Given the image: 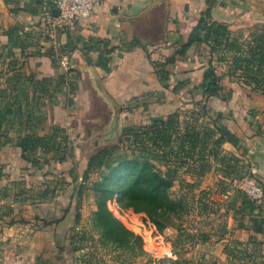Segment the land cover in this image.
Wrapping results in <instances>:
<instances>
[{
  "label": "crops",
  "instance_id": "crops-1",
  "mask_svg": "<svg viewBox=\"0 0 264 264\" xmlns=\"http://www.w3.org/2000/svg\"><path fill=\"white\" fill-rule=\"evenodd\" d=\"M207 1L102 0L94 16L61 29L51 24L57 15L53 0H0V57L5 56L0 83L4 88L15 84L9 79L18 75L28 85L48 79L43 108L47 120L38 127L42 136L59 126L70 136L87 137L86 125L99 122L91 114L98 104L127 119V124L166 117L185 101L203 99L202 95L193 98L191 91L208 71V45L192 48L174 64L166 62L188 42ZM211 17L227 24L234 34L239 23L264 19V0H217ZM162 67L169 69L166 78L159 73ZM231 88L227 86V91ZM208 102L218 108L217 116L224 123L228 139L224 147L245 154L254 176L264 185V126L258 124L262 114L249 112L264 108V97L234 92L229 102L219 97ZM19 130L15 127L0 141V188L29 167L18 146L20 133L27 129ZM225 197L228 223L223 226L228 234L218 240L252 254H240L242 264H264V203L256 204L236 192ZM45 204L29 199L21 205L29 223L16 217L12 223H0V264H79L69 237L73 223L30 221L37 206ZM16 206L12 203L13 210ZM208 236L207 241L214 237Z\"/></svg>",
  "mask_w": 264,
  "mask_h": 264
},
{
  "label": "rangeland",
  "instance_id": "rangeland-1",
  "mask_svg": "<svg viewBox=\"0 0 264 264\" xmlns=\"http://www.w3.org/2000/svg\"><path fill=\"white\" fill-rule=\"evenodd\" d=\"M235 6L238 8L239 5ZM241 6L244 7V5ZM241 9L240 7V11L243 12ZM247 22L239 23V28L234 33V37L239 36L240 41L245 44V50L249 48L247 43L252 41L253 33L264 31V19L261 21L250 19ZM209 56L213 61L212 64L217 75L221 78V83L226 87L232 86L237 95H244L248 98L253 93L262 95L238 79L239 72L231 74V58L224 60V51L210 53ZM4 57L2 54L0 59H3L0 63L4 62ZM1 69L2 67H0V71ZM0 85L4 86L3 83ZM262 96L264 97V95ZM216 109L218 110L214 105H210L208 99L205 98L185 101L181 109L177 110L181 112L182 129L188 123H197L202 128L208 127L215 131L220 128L221 130L216 133L215 138L225 135L224 123L221 117L217 116ZM91 114L97 116L95 120L99 122L86 125L85 131L90 130H88L90 134L87 137L82 138L81 133L80 135L74 133L71 136L67 132H59L58 135L54 133L53 139L56 140L58 136L57 140H61L62 143L68 137L66 139L67 161L58 162L55 160V153H44L38 150L32 157L38 158V161L28 162L29 167L22 169L20 178L8 181L0 188V223H12L15 217L20 222L29 223L22 216L21 205L29 199L35 203H46L43 206H37L36 214L32 215L30 221L45 225L73 223L69 237L79 264H85L87 260L94 263L102 260L108 264H120L119 260L129 258L130 252H120L98 245L99 234L91 220L92 213L98 208L96 193L92 186L93 182L97 180L98 174L93 173L87 181H83V173L92 152L118 142L123 128L127 125V119L117 117V126L113 129L112 121L115 115L111 114L110 110H106L104 105L98 104ZM258 124L264 126V115H260ZM145 125H147V121L136 123V126L140 127ZM80 128L83 127L80 126ZM54 129L61 128L57 126ZM114 131H116L115 138L112 136ZM226 143L227 141L222 143L220 150H216L213 142L208 145L206 153L209 154L213 150L216 152L209 154V168L202 178L198 179L193 175L194 171L187 170L189 167L195 166L197 162L193 163L187 159L190 164L180 168L174 178L175 185L172 191L175 195L186 198L189 203L188 209L181 217L168 223L164 232H160L145 213L125 209L117 196L107 201V208L122 223L123 227L140 235L143 239L144 254L138 256L135 263L132 264H169L157 261V259L163 258L177 260L179 261L177 264H242V260L239 258L240 254L243 257L252 255L242 252L235 247L236 245L230 246V244H223L218 240L228 234L223 226L228 223L227 214L224 211L225 201H227L225 195L236 192L248 198L241 189L242 184L250 178L259 181L254 176L246 155L227 150L224 147ZM180 154L183 158L181 161L186 160L184 153ZM161 168L166 171L168 166L162 164ZM187 182L199 183V185L188 187ZM81 184L83 185V188L80 189L82 192L81 195H78ZM12 203L17 205L14 210ZM77 215H80L79 219H77ZM211 234L214 237L211 241H207L208 235Z\"/></svg>",
  "mask_w": 264,
  "mask_h": 264
},
{
  "label": "trees",
  "instance_id": "trees-1",
  "mask_svg": "<svg viewBox=\"0 0 264 264\" xmlns=\"http://www.w3.org/2000/svg\"><path fill=\"white\" fill-rule=\"evenodd\" d=\"M216 2L217 0L207 1L208 7L192 29L188 42L182 44L166 64H174L178 57H187L192 48L197 49L202 44H206L211 54L224 51V60L231 58V74L239 72L238 79L264 95V31L253 33L252 41L247 43L249 48L245 50V44L240 41L239 36L234 37L227 24L212 19L211 10ZM12 33L8 31L9 38H13ZM212 63L213 61L210 60L203 82L192 89L191 94L193 98L202 95L205 99L219 97L221 101L229 102L235 89L231 88L227 91ZM159 73L163 74V78L170 74L169 69L163 67ZM22 79V76L18 75V78L9 79L15 84L7 85L5 88L0 85V141L15 127H18L20 132L21 128H26L25 132L20 133L18 145L25 161L37 162L38 158L32 157L38 150L55 153V160L58 162L67 161L68 137L63 143L57 140L58 136L56 140L53 139L54 133L58 135L59 132L65 131L52 129L43 136L38 131L39 125L47 120V112L43 108L49 92L48 79L30 81L31 85L22 82ZM31 90L33 94L30 93ZM249 112L253 116L259 113L264 115V108ZM180 117L181 112L176 111L166 117L149 118L147 125L141 127L130 121L123 128L116 144L103 146L88 157L83 181H87L93 173L98 174L97 180L92 184L98 204V208L92 213V225L99 234V246L130 252L129 258L119 260L120 264L135 263V259L144 254L143 239L123 227L107 208V201L117 196L125 209L145 213L158 230L164 232L168 223L181 217L188 209L189 203L186 198L175 195L172 191L175 185L174 178L180 168L190 164L187 159L193 163L197 162L187 170L194 171L193 175L198 179L202 178L209 168V154L220 150L222 143L228 140L225 132V135L215 138L220 128L215 131L208 127L202 128L197 123H188L182 129ZM260 127L262 129V126ZM128 142L130 144H126ZM212 142L217 149L208 154L206 150ZM180 153H184L186 160L181 161ZM162 164L168 166L166 171L162 170ZM187 185L195 187L199 183L187 182ZM82 188L81 184L78 195H81ZM79 218L80 215H77V219ZM157 261L179 263L172 258L157 259ZM85 264L108 263L102 260L95 263L87 260Z\"/></svg>",
  "mask_w": 264,
  "mask_h": 264
},
{
  "label": "built area",
  "instance_id": "built-area-1",
  "mask_svg": "<svg viewBox=\"0 0 264 264\" xmlns=\"http://www.w3.org/2000/svg\"><path fill=\"white\" fill-rule=\"evenodd\" d=\"M53 2L57 15L51 24L54 28L61 29L94 16L103 4L102 0H53ZM241 189L251 201L263 203L264 187L255 178L245 180Z\"/></svg>",
  "mask_w": 264,
  "mask_h": 264
},
{
  "label": "water",
  "instance_id": "water-1",
  "mask_svg": "<svg viewBox=\"0 0 264 264\" xmlns=\"http://www.w3.org/2000/svg\"><path fill=\"white\" fill-rule=\"evenodd\" d=\"M116 126H117V115L115 114V117H114V119L112 121V128L115 129ZM112 136H113V138L116 137V131H114V133L112 134Z\"/></svg>",
  "mask_w": 264,
  "mask_h": 264
}]
</instances>
